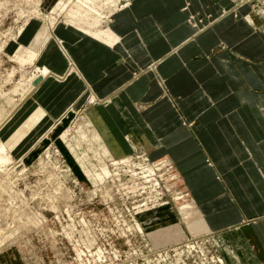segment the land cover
Returning a JSON list of instances; mask_svg holds the SVG:
<instances>
[{"label": "crops", "instance_id": "0c3cea01", "mask_svg": "<svg viewBox=\"0 0 264 264\" xmlns=\"http://www.w3.org/2000/svg\"><path fill=\"white\" fill-rule=\"evenodd\" d=\"M110 1H96L105 9L97 36L58 16L47 37L44 26L39 29L42 20L18 37L26 50L39 52L36 64L48 72L19 109L20 119L31 120L19 123L21 133L36 131L19 153L51 134L54 144L65 147L67 161L75 158L60 140L65 125H75L65 112L70 104L73 111L85 106L83 122L93 107L117 143L116 155L170 159L177 186L210 232L230 231L249 259L264 264L261 0ZM108 7L116 8L106 16ZM70 64L76 71L67 72ZM92 93L95 101L89 102Z\"/></svg>", "mask_w": 264, "mask_h": 264}, {"label": "rangeland", "instance_id": "374dc122", "mask_svg": "<svg viewBox=\"0 0 264 264\" xmlns=\"http://www.w3.org/2000/svg\"><path fill=\"white\" fill-rule=\"evenodd\" d=\"M90 1L99 7V0ZM45 5L48 11L42 0H0V121L8 118L0 135L11 157L0 164V264H256L230 231L196 229L188 216L205 222L177 186L176 174L158 170L162 167L149 157L150 164L134 162L136 152L116 155L117 143L93 107L83 122L85 106L73 111L70 104L65 112L75 125H65L60 140L75 158L67 161L65 147L47 135L54 126L44 131L42 143L38 138L20 154L36 131L21 133L19 123L31 125V120L20 119L19 109L48 72L36 64L39 52L24 61L30 50L18 37L40 20L47 37L58 16L93 36L101 22L102 15L86 0H46ZM74 10L88 19L70 21ZM56 41L66 52L63 40ZM73 68L70 64L67 72ZM88 101H95L93 93Z\"/></svg>", "mask_w": 264, "mask_h": 264}, {"label": "bare ground", "instance_id": "6f19581e", "mask_svg": "<svg viewBox=\"0 0 264 264\" xmlns=\"http://www.w3.org/2000/svg\"><path fill=\"white\" fill-rule=\"evenodd\" d=\"M83 2V1H82ZM86 3L89 5V6H91V7H94V9H96V11L98 12V14L100 15L101 14V8L102 7H97V8H95V6H94V4H93V2H91L90 0L88 1V0H86ZM87 8H88V6H87ZM91 9V8H90ZM102 9H104V8H102ZM107 10V9H106ZM76 13H75V12ZM73 12L74 13H71L70 14V17H69V19H70V21H77V17H80L81 19H85V20H87L88 18L86 17V15H84V14H82L79 10H74ZM95 11V12H96ZM104 11H105V9H104ZM104 13H106V12H104ZM72 17H73V19H72ZM85 20H82V21H85ZM192 20H194V18H192L191 19V21ZM91 26V25H90ZM92 26H94V25H92ZM99 34V33H98ZM99 36V35H98ZM113 41V38L111 39V40H108L107 42L109 43V42H112ZM64 50V49H63ZM26 52H28L27 53V56L24 58V61L26 62V61H30L31 60V58L33 57V56H35V51L34 50H30V51H26ZM34 59V58H33ZM74 69V68H73ZM44 70V71H43ZM70 70H72V67H70ZM42 71H43V73L45 74L47 71L45 70V69H42ZM27 94V93H26ZM22 99V98H21ZM8 114V113H7ZM5 118V117H4ZM3 118V119H4ZM3 121V120H2ZM87 156V155H86ZM85 157V156H84ZM89 157V156H88ZM8 160H9V156H8V153H7V151H6V149H5V145H3V143H2V141H1V139H0V164L2 165V164H5L6 162H8ZM162 161H166L167 163H170V164H172V162L170 161V160H162ZM161 161V162H162ZM149 162V161H148ZM147 162V163H148ZM123 163V162H122ZM148 164H150V162L148 163ZM173 166V165H172ZM116 167V166H115ZM144 173V172H143ZM145 173H146V171H145ZM151 175V174H150ZM188 219H190V220H192V221H196L197 222V226H196V229H200V230H204V231H206V232H208V225L205 223V225L203 224V223H200L199 222V220H197V219H195V217L192 215V216H188L187 217ZM141 229V228H140ZM89 243H90V241H89Z\"/></svg>", "mask_w": 264, "mask_h": 264}, {"label": "built area", "instance_id": "2783aa9c", "mask_svg": "<svg viewBox=\"0 0 264 264\" xmlns=\"http://www.w3.org/2000/svg\"><path fill=\"white\" fill-rule=\"evenodd\" d=\"M193 17L191 16V17H189V21H191V19H192ZM163 160V158L162 159H158V160H156V161H153L152 162V165L153 164H156L155 166L157 167V166H159V167H162L161 169H158V170H161V171H166L167 173H171L173 176H175V172H174V170H173V166H172V164H170V163H167V162H165V161H162ZM133 161L135 162V161H137V162H142V161H149L148 160V157L145 155V154H138V155H136V156H134V158H133ZM162 161V162H161ZM150 162V161H149ZM138 170V169H137ZM160 173H163V172H160ZM176 179V178H175ZM174 179V180H175ZM162 181V180H161Z\"/></svg>", "mask_w": 264, "mask_h": 264}]
</instances>
